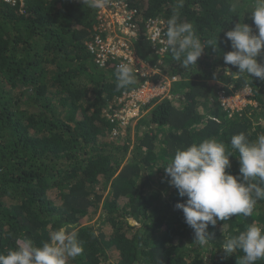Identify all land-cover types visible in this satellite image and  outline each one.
Returning a JSON list of instances; mask_svg holds the SVG:
<instances>
[{
	"label": "trees",
	"instance_id": "obj_1",
	"mask_svg": "<svg viewBox=\"0 0 264 264\" xmlns=\"http://www.w3.org/2000/svg\"><path fill=\"white\" fill-rule=\"evenodd\" d=\"M125 1L141 11L135 55L152 66L160 58L175 81L170 99L145 105L146 114L115 134L118 100L142 80L135 73L137 84L117 91L118 60L95 63L88 43L97 10L82 0L0 3V253L25 238L41 246L73 223L83 253L68 264H238L243 252L226 255L220 246L253 223L264 229V200L250 217L209 224L212 240L201 247L175 207L187 198L162 166L192 143L214 138L229 148L233 135L255 141L264 133V81L237 78L222 56L233 50L225 33L236 23L258 32L246 12L252 0H184L180 21L191 22L202 42L217 38L188 70L159 55L145 30L147 20L165 29L177 0ZM263 58L264 49L256 59ZM246 84L255 109L223 111L219 96ZM229 159L226 171L238 175V153ZM97 213L98 227L86 224Z\"/></svg>",
	"mask_w": 264,
	"mask_h": 264
},
{
	"label": "clouds",
	"instance_id": "obj_2",
	"mask_svg": "<svg viewBox=\"0 0 264 264\" xmlns=\"http://www.w3.org/2000/svg\"><path fill=\"white\" fill-rule=\"evenodd\" d=\"M82 3L91 8L102 9L108 0H82ZM183 5L184 0H177L166 28L156 29L153 39L160 37L163 32L160 43L164 47L159 52L170 53L174 62L188 70L197 64L208 44L216 49L217 38L215 41L202 42L191 22H181L179 9ZM232 11L236 13L235 8ZM246 12L251 13L250 19L258 29V34H253L250 25L236 23L234 28L225 33L226 41H230L233 50L223 53V61L226 65L238 68V72L232 73L237 78L252 80V77H256L264 81V64L256 59L264 49V0H252ZM100 66L103 67V63ZM115 80L117 91L136 85L137 77L133 66L130 63L118 64ZM245 87L251 90L247 104L253 102L256 107L253 89L248 84L226 96L239 93ZM171 97L155 98L141 105L135 122L147 113L148 109L143 108L145 105ZM247 104L244 108L251 107ZM118 105L120 109L121 104ZM117 129L115 125L113 131ZM233 151L238 153L240 162L238 175L226 171L231 166L229 157L233 156ZM162 167L169 178L168 183L178 190L180 197L187 198L184 203H177L175 207L182 210L185 223L194 230L193 243L206 247L212 240L206 231L209 224L215 226L218 221H228L233 216L250 217L257 202L264 200V133L258 134L255 141H250L243 132L233 135L229 148L214 138L192 143L187 147L177 148L170 163ZM91 235L95 237L96 233ZM220 247L226 255L242 251L244 255L239 258L238 264H256L257 261L264 260V229L255 223L248 225L239 234L227 236ZM82 253L78 226L65 223L51 232L49 239L41 246H35L25 238L15 250H9L7 254L0 253V264H68L69 260L75 261Z\"/></svg>",
	"mask_w": 264,
	"mask_h": 264
},
{
	"label": "built area",
	"instance_id": "obj_3",
	"mask_svg": "<svg viewBox=\"0 0 264 264\" xmlns=\"http://www.w3.org/2000/svg\"><path fill=\"white\" fill-rule=\"evenodd\" d=\"M26 1L0 0V3L22 7ZM47 1L56 2L60 0ZM96 10V24L93 28L92 38L88 43V50L94 56L95 63L99 66L103 63L104 66L107 62L113 61V59L118 60V64L130 63L134 68V73L142 80H140L139 87L131 95L125 94L123 101L118 100V104L123 103L125 106L127 103V105L125 109L122 108L123 110H121L120 108L116 112V116H114L115 124L127 128L139 116L141 105L155 98H168L169 84L171 85L175 80L173 78L163 80L158 71H152V65L139 59L133 52V44L139 37L138 23L141 18V11L136 7H131L130 2L125 0H108L104 8ZM156 29H164L163 23L152 20L145 22L146 36L156 46H159L157 52L161 55L164 53L159 52V49L164 47L160 43V39L163 38V32H161L160 37L153 39ZM158 60L159 63H157L161 66L162 60L160 58ZM156 75L160 78L155 80ZM250 96L251 90L249 87H245L239 93H234L231 96L221 95V106L224 111L232 115L247 104L245 99L248 100ZM110 121L112 122L113 120L111 119ZM114 131L115 134L116 130Z\"/></svg>",
	"mask_w": 264,
	"mask_h": 264
},
{
	"label": "rangeland",
	"instance_id": "obj_4",
	"mask_svg": "<svg viewBox=\"0 0 264 264\" xmlns=\"http://www.w3.org/2000/svg\"><path fill=\"white\" fill-rule=\"evenodd\" d=\"M45 1H46V0H45ZM46 2H47V1H46ZM256 30H258V29H256ZM253 34H254V35H255V34H258V32L253 31ZM133 52H134V51H133ZM158 61H159V60H157V62H158ZM157 62H156V65L153 66L152 71L157 72V69H158V72L160 73V77H161L163 80H166V78H168V80H170L169 77H168V75H167V73L164 71V70H165V64H164V62H162V65H161V66H159ZM263 63H264V58L262 59V64H263ZM154 64H155V62H154ZM156 78H158L157 75H156V77H155V80H156ZM137 80H138V79H137ZM153 82H154V81H153ZM155 83H156V81H155ZM171 87H172V85L169 84L168 98L172 96V92H173V90L171 89ZM135 90H136V89H131V91L128 92L126 95H131ZM123 97H125V94L121 97L120 101H123V100H124ZM244 99H245V98H244ZM246 101L248 102V100L245 99V102H246ZM124 103H125V102H124ZM253 104H254L253 102H249L247 105H251V108L255 109V104H254V105H253ZM126 105H127V103L125 104V106H124V104L122 103L121 106H120L121 110L125 109ZM122 108H123V109H122ZM243 108H244V107H243ZM246 109H247V107L244 108L243 112H244ZM262 121H263V123H264V118L262 119ZM116 126H118V128L121 127L120 125H116ZM127 128H128V126H127ZM127 128H126V127H121V129H127ZM113 132H115V131H113ZM116 133H117V132H116ZM98 216H99L98 213H97L96 215H93V216L91 217V219L88 220V221L86 222V224H95V225L98 227L99 224L96 223V219L98 218ZM107 226H108L107 224H104V225L102 226V228H103V229H106V231H107V230H109V228H108ZM206 258H207V257H206ZM206 260H207V259H206Z\"/></svg>",
	"mask_w": 264,
	"mask_h": 264
}]
</instances>
